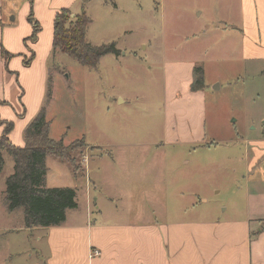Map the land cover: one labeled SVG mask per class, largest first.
Masks as SVG:
<instances>
[{
    "label": "rangeland",
    "instance_id": "1",
    "mask_svg": "<svg viewBox=\"0 0 264 264\" xmlns=\"http://www.w3.org/2000/svg\"><path fill=\"white\" fill-rule=\"evenodd\" d=\"M236 1L96 0L89 5L85 9L90 19L86 42L92 47L114 43L121 57L105 55L96 68L82 67L58 51L47 57L49 75L41 106L49 122V138L62 140L64 147L83 139L93 147L71 151L74 169L47 156L48 188L84 185L86 177L94 174L93 165L87 176L81 170L90 155L108 152L116 143H159L163 141L164 119L171 129L177 125L178 114L191 117L193 111L188 106L167 104L163 97L169 84L163 82L160 61L165 55L159 49L172 46L179 51L177 55L197 59L195 63L205 71L206 88L201 97L203 142L177 150L181 151L180 160L171 159L168 171L172 181L176 176L170 190L181 188L186 194L196 190L191 207L197 214L193 215L204 219H221L233 211L241 215L247 205L253 207L245 194L244 164L238 161L245 157V146L233 140L264 137V60L234 57L243 40L232 31L239 20ZM121 97L126 103L118 101ZM173 109L187 112L171 113ZM166 148L171 158L175 148ZM4 163L0 171V264H35V253L42 256L43 247L40 250L23 232L9 231L20 225L23 211L17 209L11 217L6 211L3 192L14 163L6 154ZM259 164L253 178L257 181L249 185L251 196H257L255 188L264 196V159ZM191 203L188 199L185 205Z\"/></svg>",
    "mask_w": 264,
    "mask_h": 264
},
{
    "label": "crops",
    "instance_id": "2",
    "mask_svg": "<svg viewBox=\"0 0 264 264\" xmlns=\"http://www.w3.org/2000/svg\"><path fill=\"white\" fill-rule=\"evenodd\" d=\"M7 1L11 0H0V120L13 124L9 141L23 147L25 128L39 112L45 97L49 75L46 61L53 53L56 13L67 9L75 16V9L81 12L82 2L12 0L10 4ZM236 2L239 20L232 25V31L243 40L234 57L242 61L264 60V0ZM92 3L96 0L88 2L84 11ZM158 7L164 12L161 4ZM33 23L39 29L35 42L30 40ZM159 52L165 55L160 61L165 75L163 82L169 84L163 90L166 103L188 106L193 114L188 119L178 114L177 125L171 129L166 127L164 119L163 141L159 143H116L108 152L90 155L81 170L87 176L93 165V178L88 175L84 185L71 187L76 191L77 207L66 213L63 224L27 230L22 219L17 228L9 229L11 233L23 232L27 240L34 239L40 250L43 247L42 256L35 253L39 258L35 264H264V196L257 188L254 190L260 199L251 196L249 186L264 159V137L248 142L233 140L245 146V157L238 161L244 164L245 194L253 207L247 205L241 215L233 211L221 219L194 216L193 212L197 214V211L191 206L197 191L186 194L181 188L170 190L176 176L172 181L168 171L171 159L180 160L178 149L203 142L201 97L206 83L201 91L191 92L193 67L202 69L195 63L197 59L177 55L179 51L172 46L161 47ZM118 101L126 103L123 97ZM3 129L0 125V138ZM168 145L175 148L171 158ZM139 163L141 166L135 167ZM45 185L48 188L47 177ZM188 199L192 202L190 206L185 205ZM7 213L11 217L14 211ZM95 251L99 256L92 255Z\"/></svg>",
    "mask_w": 264,
    "mask_h": 264
},
{
    "label": "trees",
    "instance_id": "3",
    "mask_svg": "<svg viewBox=\"0 0 264 264\" xmlns=\"http://www.w3.org/2000/svg\"><path fill=\"white\" fill-rule=\"evenodd\" d=\"M92 0H81V14L71 17L66 9L56 13L53 22L52 50L58 51L73 59L80 66L96 68L105 55L119 56L120 52L114 43L92 47L85 40L86 26L90 19L84 11L85 5ZM32 3L33 0H30ZM29 21L32 22L30 16ZM33 34L30 40L35 42L39 31L33 23ZM31 61H26L28 64ZM205 87L203 69L193 67V80L190 91H201ZM49 95V93H48ZM4 127L0 138V171L3 169L4 155H8L13 163V172L5 181L4 203L8 212L17 209L23 211L25 228L58 227L65 222L66 213L76 206V191L73 188H47L45 185L47 172L45 159L50 156L59 162L73 166L71 151L85 147L83 140L77 145L64 147L62 140L52 141L49 138V122L45 118V107H42L24 131V146L16 147L9 141V132L13 124L2 122ZM76 172V169L74 170Z\"/></svg>",
    "mask_w": 264,
    "mask_h": 264
},
{
    "label": "built area",
    "instance_id": "4",
    "mask_svg": "<svg viewBox=\"0 0 264 264\" xmlns=\"http://www.w3.org/2000/svg\"><path fill=\"white\" fill-rule=\"evenodd\" d=\"M92 255L97 257V256H99V253L97 251H95L92 253Z\"/></svg>",
    "mask_w": 264,
    "mask_h": 264
},
{
    "label": "water",
    "instance_id": "5",
    "mask_svg": "<svg viewBox=\"0 0 264 264\" xmlns=\"http://www.w3.org/2000/svg\"><path fill=\"white\" fill-rule=\"evenodd\" d=\"M72 16H74V15H72Z\"/></svg>",
    "mask_w": 264,
    "mask_h": 264
}]
</instances>
